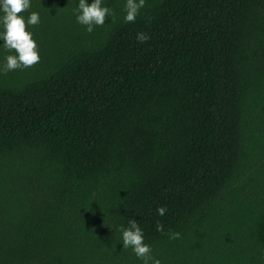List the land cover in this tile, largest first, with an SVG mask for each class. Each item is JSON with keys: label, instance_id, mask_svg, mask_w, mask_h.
Segmentation results:
<instances>
[{"label": "trees", "instance_id": "1", "mask_svg": "<svg viewBox=\"0 0 264 264\" xmlns=\"http://www.w3.org/2000/svg\"><path fill=\"white\" fill-rule=\"evenodd\" d=\"M33 3L53 34L0 73V264H143L132 218L161 264H264V0H146L132 22L104 0L92 32L79 0Z\"/></svg>", "mask_w": 264, "mask_h": 264}, {"label": "clouds", "instance_id": "2", "mask_svg": "<svg viewBox=\"0 0 264 264\" xmlns=\"http://www.w3.org/2000/svg\"><path fill=\"white\" fill-rule=\"evenodd\" d=\"M146 0H126L124 5L126 22H132L139 15L140 10L145 6ZM31 7V0H0V46L8 50H15V54H8L0 64V73H7L16 69L28 68L39 62L41 59L37 41L33 38L32 31L27 29L28 25H36L40 22V15L36 11L29 13L27 18L19 13ZM76 20L86 26V31L92 32L95 26L105 24L106 18L112 16V9L104 0H79L75 9ZM138 41H146L148 36L137 33ZM166 208H157L159 215H164ZM157 231L163 232V225H156ZM170 233V238L179 237V233ZM123 247L131 246L133 252L143 261V264H161L158 258L151 255V246L145 243L143 229L139 226L135 218L129 219L128 226H121Z\"/></svg>", "mask_w": 264, "mask_h": 264}, {"label": "rangeland", "instance_id": "3", "mask_svg": "<svg viewBox=\"0 0 264 264\" xmlns=\"http://www.w3.org/2000/svg\"><path fill=\"white\" fill-rule=\"evenodd\" d=\"M41 1V0H39ZM52 1V0H50ZM36 2V1H35ZM32 11H36L39 13L40 15V22L36 25H28L27 26V29L32 31L34 35H36L38 37V41H37V44H38V48L40 49H43L44 47V40H43V34L44 32H46L48 34V37H51L50 35L53 34V32L50 30V31H46L45 29H43L40 25H41V19L42 17L45 15L46 12H39L36 8H35V3L31 4V7L28 9V10H25L24 12L22 13H19L18 15H23L25 18H27V16L29 15L30 12ZM48 30V29H47ZM0 44H2V42H0ZM7 49L3 48L2 46H0V56L1 54L3 55L4 53H6Z\"/></svg>", "mask_w": 264, "mask_h": 264}]
</instances>
